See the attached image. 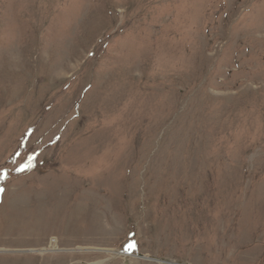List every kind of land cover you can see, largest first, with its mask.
<instances>
[{
	"label": "rangeland",
	"instance_id": "1",
	"mask_svg": "<svg viewBox=\"0 0 264 264\" xmlns=\"http://www.w3.org/2000/svg\"><path fill=\"white\" fill-rule=\"evenodd\" d=\"M264 264V0H0V264Z\"/></svg>",
	"mask_w": 264,
	"mask_h": 264
},
{
	"label": "bare ground",
	"instance_id": "2",
	"mask_svg": "<svg viewBox=\"0 0 264 264\" xmlns=\"http://www.w3.org/2000/svg\"><path fill=\"white\" fill-rule=\"evenodd\" d=\"M96 264H99V263H96Z\"/></svg>",
	"mask_w": 264,
	"mask_h": 264
}]
</instances>
